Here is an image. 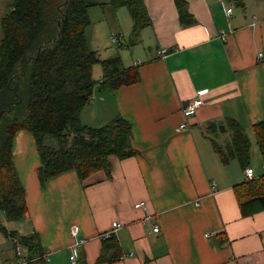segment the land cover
Returning <instances> with one entry per match:
<instances>
[{
	"label": "crops",
	"instance_id": "1",
	"mask_svg": "<svg viewBox=\"0 0 264 264\" xmlns=\"http://www.w3.org/2000/svg\"><path fill=\"white\" fill-rule=\"evenodd\" d=\"M10 1L0 0V18ZM141 1L147 25L128 64L138 66L139 81L113 91L96 86L86 105L109 96L110 118L131 124L136 154L110 155L109 175L97 170L80 181L68 170L41 184L33 137L20 130L13 161L27 212L12 228L0 221L17 238L36 234L50 251L48 264H71L73 224L80 228L76 240H83L76 264H264V209L241 214L235 189L247 181L244 168L235 158L224 162L208 136L217 133L226 143L229 131L208 126L234 120L252 140V126L264 122V0H186L190 17L183 21L175 0ZM97 44L94 38L98 54ZM203 89L202 104L181 128L182 106ZM113 222L121 228L102 239ZM14 239L0 231V264H30L24 245L20 262Z\"/></svg>",
	"mask_w": 264,
	"mask_h": 264
},
{
	"label": "trees",
	"instance_id": "2",
	"mask_svg": "<svg viewBox=\"0 0 264 264\" xmlns=\"http://www.w3.org/2000/svg\"><path fill=\"white\" fill-rule=\"evenodd\" d=\"M111 2L114 8H128L135 36L147 25L141 0ZM102 4L98 0H11L0 18V210L8 221H18L27 212L13 161L18 131L33 137L41 184L68 170H74L80 181L97 170L109 175L110 155L136 154L131 124L121 116L99 126L87 125L80 117L96 86L113 91L140 78L137 65L124 66L120 57L100 59L91 48L86 34L91 24L89 8ZM175 4L182 21L190 17L186 0ZM97 63L102 68L100 80L93 77ZM211 128L231 134L224 144L217 133L208 134L222 160L235 158L246 168L251 153L246 129L234 120L222 127L211 123L208 132ZM252 131L264 158V122L254 124ZM49 137L55 144L48 143ZM235 195L243 216L263 210L264 174L238 185ZM0 231L27 247L30 264H48L36 234L17 238L1 221Z\"/></svg>",
	"mask_w": 264,
	"mask_h": 264
},
{
	"label": "rangeland",
	"instance_id": "3",
	"mask_svg": "<svg viewBox=\"0 0 264 264\" xmlns=\"http://www.w3.org/2000/svg\"><path fill=\"white\" fill-rule=\"evenodd\" d=\"M103 3L102 5H96L89 8V17L91 24L86 30V34L89 40L91 48L93 47V40L98 42L96 46L98 51V57L100 59H110L113 57H120V60L124 66H128L130 63L129 59L133 52L136 50V45L139 37V33L142 29H139L136 36L132 33L133 30V20L131 18L130 12L126 7H116L112 5V0H98ZM238 8L239 6H235ZM123 34H122V33ZM111 36L116 37V41L110 39ZM93 49V48H92ZM100 75V76H99ZM93 77L98 79L102 77V68L99 63L95 64L93 67ZM104 95V97H106ZM107 97L105 102L96 99L92 101L89 107H85L83 113L85 114L84 121H86L90 126H99L102 125L105 119L111 117V107L108 105ZM105 103V104H103ZM102 104V105H101ZM83 114V115H84ZM111 119V118H110ZM83 121V120H82ZM83 123H86L84 122ZM252 137L251 141V153H250V165L257 171L261 167V158L259 155H254L256 152L257 146L253 142V134L249 133ZM48 143L55 144V141L52 137L47 139ZM30 151V149H29ZM34 152V149H33ZM258 152V151H257ZM34 154V153H33ZM258 154V153H257ZM28 161L32 160V153L30 154ZM4 213L0 210V219H3V222L6 224L7 228H12L17 226L19 222L5 221ZM17 223V224H16ZM24 225V224H23ZM22 246V244H21ZM23 248V246H22Z\"/></svg>",
	"mask_w": 264,
	"mask_h": 264
},
{
	"label": "built area",
	"instance_id": "4",
	"mask_svg": "<svg viewBox=\"0 0 264 264\" xmlns=\"http://www.w3.org/2000/svg\"><path fill=\"white\" fill-rule=\"evenodd\" d=\"M225 13H226L227 17H230V15L232 13V6L225 7ZM110 39L112 40V42L116 41V37H114V36H111ZM166 52H167V50L165 48H160L158 50V54L160 56H162V58L165 57ZM261 56H262V54L260 53L258 55V58H260ZM206 92H207L206 89L197 91L193 96L189 97L186 101V104H184L182 106V113H183L184 118H185V123L180 126L181 128H185L189 124V118L196 114L197 109L202 104L201 97ZM261 168L264 172V163H262ZM244 174H245V177L247 178V180L256 178L255 170L251 166H247L246 168H244ZM214 185L215 184L213 182L212 187H211L212 188V190H211L212 195L215 194ZM142 205H143V202H141L139 204V206H142ZM120 228H121V224L119 222H113L111 231L102 233L100 237L105 240L111 236L112 232L119 230ZM79 230H80V228L77 224H73L70 228V234H71L72 238H74V240H75L74 243L70 246L69 260H70L71 264H76V250H77V247L83 243V240H80V241L76 240V236L78 235ZM153 231L157 232L158 228L157 227L153 228ZM14 248H15L16 255L20 258V262L24 263V260L21 257V250H22L21 244L18 242L17 239H14ZM49 256H50V251H45L42 257L46 262H49V260H50ZM248 264H256V263H248Z\"/></svg>",
	"mask_w": 264,
	"mask_h": 264
}]
</instances>
